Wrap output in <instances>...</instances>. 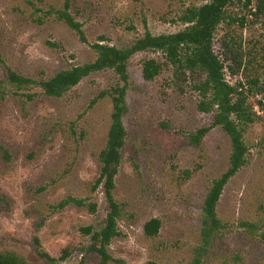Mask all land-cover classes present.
Wrapping results in <instances>:
<instances>
[{"label":"rangeland","instance_id":"374dc122","mask_svg":"<svg viewBox=\"0 0 264 264\" xmlns=\"http://www.w3.org/2000/svg\"><path fill=\"white\" fill-rule=\"evenodd\" d=\"M203 3L71 0V13L90 42L106 36L109 43L125 47L147 30L154 35L184 30L187 24L180 16ZM64 5L65 0H0V80L8 68L49 79L96 58L92 47L55 15ZM257 5V0H232L213 39V49L226 65V80L244 86L256 117L244 134L248 163L223 190L217 205L223 227L202 264H264V11ZM150 58L162 62L163 69L146 80L143 65ZM128 72L127 139L114 190L124 209L122 235L110 245L116 259L110 264H193L202 245L205 197L230 164V137L213 125L214 113L198 108L196 86L204 73L180 75L162 51L152 49L133 55ZM117 81L116 73L105 69L61 97L45 95L38 86L8 87L5 94L0 90V196L7 199L0 202V251L46 264L33 241L38 235L51 256L69 252L56 264H99L80 229L102 226L109 211L102 189L93 185L113 111L112 97L100 94ZM203 127H210L209 132L200 144L192 143L190 135ZM69 196L95 202L97 211L74 205L55 209ZM152 218L161 219L162 227L151 238L144 225Z\"/></svg>","mask_w":264,"mask_h":264},{"label":"trees","instance_id":"16d2710c","mask_svg":"<svg viewBox=\"0 0 264 264\" xmlns=\"http://www.w3.org/2000/svg\"><path fill=\"white\" fill-rule=\"evenodd\" d=\"M231 3L232 0H205V3L200 6L188 7L180 16V20L187 24L184 30L160 35H154L147 30L133 44L118 47L109 43L106 36H100L97 42H90L83 29V24L77 21L71 13V0H65L64 7L55 10V15L72 28L82 42L92 47L96 52V58L87 63L62 69L49 79L36 80L8 68L6 79L0 80V90L3 94L6 93L5 90L8 87L24 90L31 86H38L45 95L61 97L95 72L111 69L118 76L117 83L100 94V97L107 95L112 97L113 111L107 144L99 154L101 172L93 185L94 190L102 189L109 211L102 226L89 225L80 229L85 236L89 237V250L98 255L99 264H110L116 261L110 252V245L114 238L122 235L119 220L124 209L122 204L116 200L114 190L116 189V176L122 162V150L127 139L123 116L128 111L127 92L130 85L128 62L133 55L141 51L149 49L162 51L166 60L175 66L176 72L180 75L188 72H202L206 75L205 79L196 86L201 95L198 108L202 112L214 113L213 125L221 127L230 137L231 153L227 171L213 181L205 197L202 216V245L196 250L193 264H202L203 255L207 252L211 240L223 227L217 214V205L230 179L248 163V147L244 134L256 117L253 106L249 104L248 96L243 91L244 86L241 83L231 85L226 80V65L213 49L215 32L224 21L226 8ZM257 4L258 9L264 11V0H257ZM50 14L52 11L46 12V15ZM162 69V62L154 58L147 59L143 65V77L146 80H153L160 75ZM230 69L233 71V67ZM27 96L29 100H32L34 94L29 93ZM209 130L210 127H203L191 134V142L200 144ZM0 202H7V199L0 196ZM70 205L85 207L92 213H95L98 207L95 202H90L87 198L72 196L61 200L54 207L61 210ZM40 227L41 224L37 231ZM161 227V219H150L144 225L146 236L151 238L157 236ZM33 241L37 254L46 264H56L69 256L67 250L60 258L51 256L43 249L38 235ZM0 264H30V262L17 253L6 250L0 251ZM144 264L169 263L149 260Z\"/></svg>","mask_w":264,"mask_h":264}]
</instances>
